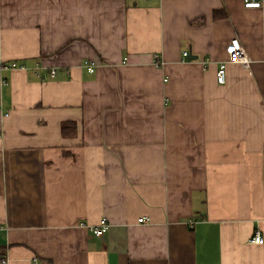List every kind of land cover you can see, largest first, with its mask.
Listing matches in <instances>:
<instances>
[{
    "label": "crops",
    "instance_id": "crops-1",
    "mask_svg": "<svg viewBox=\"0 0 264 264\" xmlns=\"http://www.w3.org/2000/svg\"><path fill=\"white\" fill-rule=\"evenodd\" d=\"M9 62L4 264H264V0H0Z\"/></svg>",
    "mask_w": 264,
    "mask_h": 264
},
{
    "label": "built area",
    "instance_id": "built-area-1",
    "mask_svg": "<svg viewBox=\"0 0 264 264\" xmlns=\"http://www.w3.org/2000/svg\"><path fill=\"white\" fill-rule=\"evenodd\" d=\"M262 0H243V5L245 7H258L261 5ZM225 50L228 54V60L227 61H221L218 64L217 70H216V81L218 83H224L225 77H226V63L228 61L231 62H237L243 65H246L248 62V57L246 56L243 47L241 46L238 38L235 36L231 38L228 43L225 46ZM187 51L184 50L182 51V56H186ZM152 63L158 67L161 66L163 61L162 59L157 55L154 54L152 58ZM83 66L90 72H94L97 63L94 60L91 59H84L82 62ZM25 68L22 64H18L16 62H9V63H1L0 64V70H6L10 68ZM36 74H38L37 70L34 71ZM56 74L55 69H50L49 70V75L53 77ZM145 220H147L145 218ZM138 221H144V218L140 217L138 218ZM108 223L105 218H102L100 222L97 225L94 226H89V229L95 234V235H100L103 232H105L108 228ZM250 243H256V244H261L263 243V238L260 236L258 232H255L253 236L249 240ZM34 260V264H39L36 259ZM0 263L4 264L6 263V259L3 258L0 260Z\"/></svg>",
    "mask_w": 264,
    "mask_h": 264
},
{
    "label": "trees",
    "instance_id": "trees-1",
    "mask_svg": "<svg viewBox=\"0 0 264 264\" xmlns=\"http://www.w3.org/2000/svg\"><path fill=\"white\" fill-rule=\"evenodd\" d=\"M223 15H224V12H220V11H218V10L213 11V16H214L215 18H217V17H221V16H223Z\"/></svg>",
    "mask_w": 264,
    "mask_h": 264
}]
</instances>
